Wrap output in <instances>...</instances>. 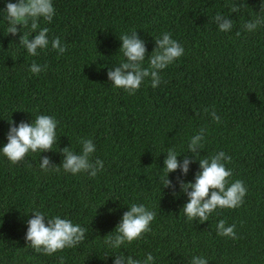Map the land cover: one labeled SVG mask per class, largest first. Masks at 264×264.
I'll return each mask as SVG.
<instances>
[{
	"label": "trees",
	"instance_id": "trees-1",
	"mask_svg": "<svg viewBox=\"0 0 264 264\" xmlns=\"http://www.w3.org/2000/svg\"><path fill=\"white\" fill-rule=\"evenodd\" d=\"M7 2L17 0H0V149L11 120L31 124L43 114L58 125L52 151H30L16 165L0 152V264H61L60 257L63 264H114L122 252L141 262L151 253L155 264H191L194 256L209 264H264V24L244 28L264 17V0H52L55 16L41 18L37 32L47 27L49 41L60 37L67 50L60 55L49 43L37 56L20 43L23 34L36 35L30 23L7 35ZM217 13L232 20L230 31L219 30ZM133 30L145 42V68L165 32L185 52L161 70L157 88L148 78L129 95L107 73L125 61L119 36ZM32 63L47 68L33 74ZM202 128L195 159L188 144ZM82 139L95 146L90 159L104 162L95 177L40 168L43 157L62 165L65 147L81 154ZM170 148L181 163L193 160L186 176L169 173L175 194L160 179ZM221 151L231 157L224 161L229 186L241 180L248 190L244 203L217 209L204 223L188 221L178 178L194 183L199 160ZM133 203L156 213L151 231L120 249L108 247L106 236ZM35 211L46 224L55 216L70 219L87 229L86 239L53 255L37 253L25 239ZM220 220L236 226L238 239L217 235Z\"/></svg>",
	"mask_w": 264,
	"mask_h": 264
},
{
	"label": "clouds",
	"instance_id": "clouds-1",
	"mask_svg": "<svg viewBox=\"0 0 264 264\" xmlns=\"http://www.w3.org/2000/svg\"><path fill=\"white\" fill-rule=\"evenodd\" d=\"M240 6L232 5L231 11L237 13ZM5 11L7 13V35L16 36L20 29L18 25L30 27L34 38L29 39L25 34L20 37V43L24 45L27 53L31 56H37L38 50L47 49L49 43L54 51L62 55L67 50V45L61 44L60 37L48 39L49 29L44 27L37 32L39 28V20L51 22L55 16V8L52 0H17L16 3L7 2ZM260 12H264V3L260 5ZM215 22L221 32H228L233 27V22L228 17L219 13L215 16ZM264 24V17H257L244 24L245 30L254 32L260 25ZM122 41L120 52L126 58L114 68H109L107 73L109 80L115 88L123 89L129 95H134L141 87L145 79L150 78L151 86L157 88L161 83V70L166 69L175 60L184 55L185 49L174 39L171 34L165 32L162 38L156 39V48L148 56L149 67H143L146 59L147 49L145 42L139 37L137 30H133L131 34H123L119 36ZM47 68L46 65L40 66L32 63L30 72L39 74ZM208 112V109H205ZM212 119L219 123L220 117L213 110L211 112ZM12 125L7 133V143L0 152L8 158L13 164H19L25 161L26 156L31 151L40 153L54 150L56 143V129L58 121L49 115H38L31 124L21 121L16 126L14 121H9ZM205 129H201L199 134L190 138L188 150L193 153V157L199 155V149L203 148L202 141L205 139ZM82 152L75 154L71 147L62 149L63 162L60 166L51 163L49 157H43L40 168L44 172L60 171L62 167L67 173L73 175L86 172L90 176L95 177L98 172L104 168L102 160L93 162L90 157L95 152V146L90 139H82ZM178 155L173 149H169L164 161V175L161 176L163 187L172 188L175 194V185L168 178L169 173L178 169L183 175L189 172V165L193 162L189 156H185L181 163L177 159ZM196 159V158H195ZM224 161L231 162V157L227 156L223 151L217 154L199 160L201 171L197 172L195 182L185 183L184 180L178 178L181 190L187 195L188 202L184 205L182 211L186 215L188 221H195L199 218L200 223L209 220L210 215L217 209H236L244 203V197L247 194V188L244 182L236 180L229 186V178L232 176L231 170H228ZM31 167V163H28ZM210 194V195H209ZM33 218L27 221L28 229L25 236L28 245L35 249L37 253L53 255L58 251L66 248H73L86 239L87 229L79 224H73L70 219L55 216L47 218L39 211L34 212ZM156 213L149 210L143 204H131L130 210L124 212L121 221L116 226L114 235H107L104 243L112 249H120L122 245L130 244L139 240L147 232L151 231L150 224L155 219ZM236 226H226L224 220H220L217 225V235L238 239L235 231ZM115 256L114 264H155L154 256L149 253L146 259L141 262L134 259L131 255L125 256L120 253ZM63 264V257H60ZM191 264H209L203 256L192 258Z\"/></svg>",
	"mask_w": 264,
	"mask_h": 264
}]
</instances>
